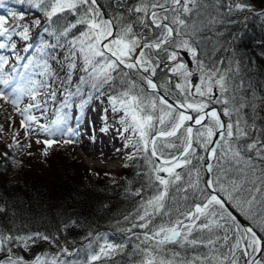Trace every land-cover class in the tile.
<instances>
[{"label":"snow or ice","instance_id":"6c2138e0","mask_svg":"<svg viewBox=\"0 0 264 264\" xmlns=\"http://www.w3.org/2000/svg\"><path fill=\"white\" fill-rule=\"evenodd\" d=\"M0 13V101L24 136L47 158L78 143L85 120L94 124L88 110L106 105L101 131L110 111L137 169L125 188L132 210L79 245L28 229L22 200L0 191V264H264V53L246 61L229 31L264 20V7L0 0ZM17 135L8 149L31 147Z\"/></svg>","mask_w":264,"mask_h":264},{"label":"trees","instance_id":"16d2710c","mask_svg":"<svg viewBox=\"0 0 264 264\" xmlns=\"http://www.w3.org/2000/svg\"><path fill=\"white\" fill-rule=\"evenodd\" d=\"M252 3L258 9L264 7L260 0ZM248 15L239 13L233 19L243 21ZM229 31L238 37L232 46L239 54L246 61L260 63L264 53V20L249 18L246 27L238 23L231 25ZM5 140L1 145L9 156L19 153V149H8L12 142ZM0 155H3L1 150ZM31 157L16 168L15 174H11V163L4 164L0 159V191L10 199L22 200L28 229L57 232L62 241L67 239L79 245L89 230L111 233L110 225L132 210L133 201L125 196V188L129 180L136 179L134 162H128L129 167H123L118 176L108 178L95 175L80 164L71 145H54L47 158L42 153ZM72 221H77V225L67 232L60 231L64 223L71 225Z\"/></svg>","mask_w":264,"mask_h":264},{"label":"rangeland","instance_id":"374dc122","mask_svg":"<svg viewBox=\"0 0 264 264\" xmlns=\"http://www.w3.org/2000/svg\"><path fill=\"white\" fill-rule=\"evenodd\" d=\"M9 107L5 106L3 101H0V150H2V143L6 141L5 139L12 140V134L18 133V135L24 131H20L18 128H20L19 120L20 117L17 116L12 112L11 106ZM100 106H106V105H98L93 104L92 107H100ZM8 109L10 110V113L7 112ZM92 116V113H89ZM111 115L112 113L109 111L108 116H110L109 120V126L107 132H102V122L99 120V127L98 129V135L94 141L91 142H81L82 135L87 131V129H90L92 132V135L96 134L95 126L94 124L91 127H85L83 124L80 127V137L78 143H74V153L75 156L80 161V164L86 166L88 170H90L95 175H102L104 177L113 178L115 176H118L121 172L122 165L126 163L125 155L130 149H125L123 147L124 141L119 137L117 128L118 125L115 124V118L111 121ZM6 116H11V119H7ZM9 135L10 138L7 136ZM41 136H44V134H41ZM40 138L42 139V137ZM36 136H31L26 138L24 136V144L25 145H31V147H24V149H19V156L15 155V158L17 161L26 162L32 158L28 155V152H31L32 155H41L43 145L37 144ZM119 149V151H117ZM17 168V167H16ZM16 168L14 167L11 171V174H15ZM107 174V175H106Z\"/></svg>","mask_w":264,"mask_h":264},{"label":"bare ground","instance_id":"6f19581e","mask_svg":"<svg viewBox=\"0 0 264 264\" xmlns=\"http://www.w3.org/2000/svg\"><path fill=\"white\" fill-rule=\"evenodd\" d=\"M87 120V119H86ZM87 125H88V123H87ZM86 136V137H85ZM85 138H84V140L85 141H87V142H89V140H91L89 137H91V131L90 130H88L87 132H86V134H85Z\"/></svg>","mask_w":264,"mask_h":264}]
</instances>
